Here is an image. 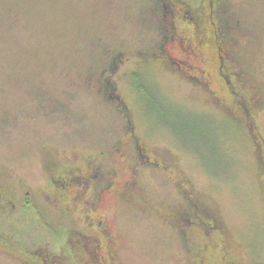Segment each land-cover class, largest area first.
Returning a JSON list of instances; mask_svg holds the SVG:
<instances>
[{
	"label": "rangeland",
	"instance_id": "1",
	"mask_svg": "<svg viewBox=\"0 0 264 264\" xmlns=\"http://www.w3.org/2000/svg\"><path fill=\"white\" fill-rule=\"evenodd\" d=\"M161 1L201 56L154 57L155 0H0V264H264V0H213L218 42Z\"/></svg>",
	"mask_w": 264,
	"mask_h": 264
},
{
	"label": "flooded vegetation",
	"instance_id": "2",
	"mask_svg": "<svg viewBox=\"0 0 264 264\" xmlns=\"http://www.w3.org/2000/svg\"><path fill=\"white\" fill-rule=\"evenodd\" d=\"M169 3H170V5L175 6L178 3V1L177 0H169ZM200 5H201V9L203 11L202 19L208 21L209 25H211V28L213 30V37L218 42V38L220 36V30L218 31L217 21L214 20V17H213L214 16V1L213 0H211V1L210 0H201ZM160 10L161 11L160 12L158 11V14H160L161 21L163 20V21H165V23H163L162 26L158 25L159 26L158 27L159 40H157L156 49L152 53L154 55V57L155 58L159 57V58H162L163 60H167V61L171 62L172 61V55L166 50V46H168V44L171 41H174V42L177 41L178 47L183 52V54H185L186 58H190L192 56L194 58L197 57L199 55V53L197 54V52H196V48H197L196 45H194L192 43V40H190L189 37L182 35L181 32H179V30H178V24H177L178 20L179 21H184V20L181 19L180 16L177 15V13L173 12L172 14L171 13L167 14L168 11H164L163 8H161ZM201 15L202 14H200V17H201ZM182 18H183V16H182ZM190 19L193 20L192 17ZM197 20H198L197 21L198 23H201L200 18ZM185 21L187 23H191L189 21V19H186ZM179 25H180V23H179ZM194 25H195V23H194ZM198 25H197V27H198ZM195 27H196V25H195ZM199 56H201V55H199ZM184 60L181 61L183 64L186 61H188V59L187 60L184 59ZM116 64L117 63L115 60L111 61L110 69L112 68V66H115ZM190 66L195 69V72L197 74V75H195V77H197V79H202V78L206 79L207 78L208 80H206L205 83H207V84L210 83V80L206 76L207 73L205 71H203L202 69H200L196 65L190 64ZM218 69L220 71L219 75H220V77H222L223 83L225 85H227V87L233 93V96L236 98V95H242L241 92L238 91V89L236 88L237 86L241 85L242 83L241 84L239 83V85H238L235 81H233L230 78V76L227 74V71H225L222 63H219ZM102 74L104 75L105 80L108 81V79L105 77V72H103ZM192 77H194V76H192ZM107 85L109 86L110 84H107ZM244 97H245V95H244ZM247 98L243 99V100L236 98V104H237L236 107H238L241 110V112H243L244 114H247L250 116L253 105H252L251 99L250 98L247 99ZM256 137H258V136H256ZM256 147H257L259 153H260V151H262V152L264 151V138L261 137V140L256 139ZM143 155H142V157H143ZM95 173H96V171L94 172V174ZM96 174H95V176H97V177L100 176V178H104V175H105V174L103 175L101 173L100 174L96 173ZM52 182H53V180H52ZM92 183H93V185L96 184L93 181H92ZM102 183H104V184L101 185V183H100L99 185H96L97 188H99L95 194V196L97 198L99 196H100L99 198H101V196L104 192L110 191L114 187V180L107 181V182L105 180H102ZM64 189H65V187H64ZM62 194H64V192H62ZM0 197H2L1 190H0ZM81 240H82V238H81ZM65 243H66V241H65ZM66 244L70 248L71 243L68 242ZM66 244H65V247L63 245V248L61 249V252L58 255L52 254L55 257L57 256L56 259L51 257V256H48V258H45L44 257V255H45L44 251L41 250L40 248H34L32 250L29 249V253H31L33 256L32 255H30V256H32L34 258H37V259L40 258L39 260L41 262H43L42 264H53L55 260H58V261L70 260L71 255L74 256V254H77V256L80 257L81 254H83L82 252L81 253L78 252V253L73 254L72 251H71V254L66 253V248H67ZM82 250L87 254H90L93 256L96 255L95 254L96 250L94 252H92V254L90 252H86V244H84V242H83ZM47 260H49V263H47Z\"/></svg>",
	"mask_w": 264,
	"mask_h": 264
},
{
	"label": "trees",
	"instance_id": "3",
	"mask_svg": "<svg viewBox=\"0 0 264 264\" xmlns=\"http://www.w3.org/2000/svg\"><path fill=\"white\" fill-rule=\"evenodd\" d=\"M162 2H164V1L155 0L154 7L156 8V10H157V7H160L158 9L163 8V10H164L163 5L162 6L160 5V4H162ZM157 11H161V10H157ZM239 98L245 99L244 95H241ZM188 203L191 204L190 201H188ZM191 205L188 206V210L187 211L183 212L184 219L187 220L188 222H192V221L194 222V220L202 219L201 210L198 208L199 211H196V209H195L196 207L193 208ZM68 242H71V237L70 236L66 240V243H68ZM65 244H64V247H65ZM66 247H67L66 248V253L71 254V249L67 246V244H66ZM74 259H75L74 256L71 255L70 260L72 261L73 264H76V261Z\"/></svg>",
	"mask_w": 264,
	"mask_h": 264
}]
</instances>
